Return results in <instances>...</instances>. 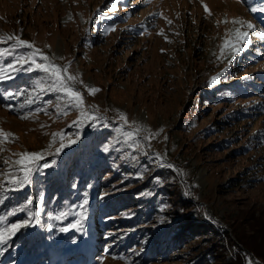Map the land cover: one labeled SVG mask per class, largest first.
Returning <instances> with one entry per match:
<instances>
[{"label": "rangeland", "instance_id": "1", "mask_svg": "<svg viewBox=\"0 0 264 264\" xmlns=\"http://www.w3.org/2000/svg\"><path fill=\"white\" fill-rule=\"evenodd\" d=\"M260 4L0 0V36L70 65L71 87L100 117L41 91L44 73L9 68L34 49L0 42V76L13 77L0 79V230L26 211L39 220L5 233L0 264H264V12L250 11ZM238 28L250 42L222 56ZM245 83L260 85L246 94ZM54 133L67 137L59 154ZM20 153L43 159L31 183L11 191ZM37 187L54 193L49 205ZM77 220L80 230L70 228Z\"/></svg>", "mask_w": 264, "mask_h": 264}, {"label": "snow or ice", "instance_id": "2", "mask_svg": "<svg viewBox=\"0 0 264 264\" xmlns=\"http://www.w3.org/2000/svg\"><path fill=\"white\" fill-rule=\"evenodd\" d=\"M244 2V0H243ZM205 7V11L210 13V9H208L207 5H204ZM250 11L252 12H264V4H260L259 7L253 5L250 7ZM169 23H171V21H169ZM234 24H241L243 25L244 22L243 21H233ZM247 27L249 29H253L255 28V26L251 23L247 24ZM113 31L115 30L114 28L112 29ZM161 34H163L161 32ZM259 35L261 36L262 39H264V32H260ZM235 43H232L228 40L225 41V44L222 46V56H223V51L224 50H228V51H234V52H239L241 50V47L237 46V45H242V44H246L249 43V33L247 31H241L239 28L235 30ZM9 41H14L13 47H26L28 49H34V51H32L31 55L29 56H18L16 57V64H10L8 67L12 68L14 71H21V70H26V71H34V70H38L42 73H44L49 81L50 84L48 85L47 89H45L42 85L41 87V91L44 90H48V91H55L58 93H63L65 98L68 101V104L72 107L77 108L80 113L81 116L84 119H90L93 122L97 119H100V117H97L94 115V113L92 112H88L87 109L85 108L84 105V99H83V95L79 90H75L71 87L69 82L72 81H76L78 78L68 74L69 73V68L70 65L67 67H61L57 64H55L51 58L48 55H45L42 50L35 48V46L28 42L25 41L23 39H21L18 36H0V42L6 43ZM37 57H39V59H37ZM17 64L19 65V67H17ZM26 66V67H25ZM4 71L3 69H0V72ZM3 78H13L11 76V74H8L6 77L5 76H0V79ZM216 78H213V81H215ZM89 93L94 95L97 91H99L96 88H89L88 89ZM12 95V94H9ZM66 114V113H65ZM24 118H28V117H24ZM121 119L127 123L128 118L126 116H124L123 114H121ZM83 123V119H78L77 121H74L73 124H82ZM141 131V129L137 128L136 129V133L138 134ZM3 135L5 136H9L12 134L9 133H4ZM124 135L128 138V139H133L134 138V133L132 132H125ZM154 134H149L148 136L145 137V139L150 140L151 138H153ZM57 136H62L63 139H61L60 142V147L56 150V153L54 154H59L60 151H62L65 147L68 146V144L64 143V139H66L67 137L62 134V133H54L53 134V142H55V139ZM69 143H75V140H71L69 139ZM105 151H108L107 148L104 149ZM53 154V155H54ZM16 155H20L22 157V159L16 161L15 163L20 165V175H13L11 173H9V179L7 181V183L13 185V188L10 189L11 191H15V190H21L23 189V187L27 184V183H31V172L32 169L34 168V166L36 165V162L38 160L43 159V153H20V154H16ZM162 166H164L162 164ZM167 167L171 168L173 167L172 165H166ZM43 167L45 168H50L53 167V164L50 162H45ZM22 176V178H21ZM159 179V178H157ZM41 200H43V197H41ZM28 205L32 204V201L29 200ZM88 204L87 199H85L83 201V205L81 206V210H80V217L81 219H85L86 215L84 213V208L86 207V205ZM22 211H26V209H22ZM14 214V213H13ZM26 216L27 218L25 220H23L20 223H12L9 227L0 230V241H3L4 237H5V233L7 234H13L16 231H18L21 228H26V227H30L33 226V221L35 220L36 223L39 222L38 220V213L35 212H28L26 211ZM67 213H61L58 216H54L52 217V219H61L63 217H66ZM70 228H75L77 230H80V220H77V222L75 224H71ZM69 227H65V228H61V231H69L70 230ZM249 264H254L253 261H249Z\"/></svg>", "mask_w": 264, "mask_h": 264}, {"label": "trees", "instance_id": "3", "mask_svg": "<svg viewBox=\"0 0 264 264\" xmlns=\"http://www.w3.org/2000/svg\"><path fill=\"white\" fill-rule=\"evenodd\" d=\"M123 12V11H122ZM260 85V83H253V84H250V83H245L243 86H241L240 88H239V90L241 91V92H244V93H250V92H255V91H257L258 90V86ZM52 178V177H51ZM54 181L55 180H58V179H54V178H52ZM55 184H57V182H54ZM59 184H60V186H61V184H63L62 183V181H59ZM85 184H87V182H85ZM37 192H38V199L39 200H41V197H43V195L44 194H46V195H44L45 197H43L44 199H45V205L47 204V205H49L50 203H49V200H50V198L52 199V196H53V194L54 193H52L51 192V190H47L46 188H39V187H37ZM46 192V193H45ZM54 197V196H53ZM39 202V201H38ZM104 208H105V205L103 206ZM130 231H132V230H130ZM136 231H138L137 229H136ZM110 247H108V249H109Z\"/></svg>", "mask_w": 264, "mask_h": 264}]
</instances>
